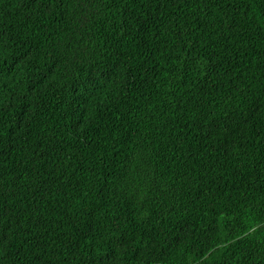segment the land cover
Wrapping results in <instances>:
<instances>
[{"label": "trees", "instance_id": "16d2710c", "mask_svg": "<svg viewBox=\"0 0 264 264\" xmlns=\"http://www.w3.org/2000/svg\"><path fill=\"white\" fill-rule=\"evenodd\" d=\"M0 264H264V0H0Z\"/></svg>", "mask_w": 264, "mask_h": 264}]
</instances>
